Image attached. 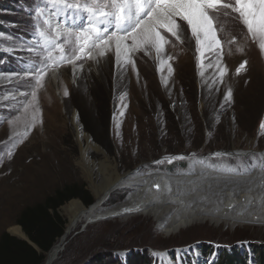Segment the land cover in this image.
Listing matches in <instances>:
<instances>
[{"label":"rangeland","instance_id":"374dc122","mask_svg":"<svg viewBox=\"0 0 264 264\" xmlns=\"http://www.w3.org/2000/svg\"><path fill=\"white\" fill-rule=\"evenodd\" d=\"M38 7L43 0H0V235L22 237L14 233L18 227L23 232L16 224L21 210L67 185L84 184L97 202L92 180L105 182V157L124 176H179L201 157L228 158L222 166L243 170L253 164L264 172V50L238 13L221 9L214 15L220 48L198 50L187 22L177 17L180 38L161 29L160 51L145 46L129 53L128 62L123 54L118 62L114 41L102 56L91 47L83 54L78 48L69 52L65 44L67 60L45 68L52 61L35 35ZM67 20L84 23L80 16ZM52 55L61 53L55 49ZM76 55L80 58L73 59ZM38 68L45 72L42 86L36 81ZM48 87L55 100L48 99ZM229 89L230 100L225 98ZM85 120H92L89 130ZM78 127L100 149L90 148ZM129 193L116 189L101 210L119 205ZM73 202L90 209L79 198L59 208L69 232L53 264H217L220 255L235 253L246 264H260L264 228L190 225L167 236L156 218L145 215L102 219L82 228V214L71 223L80 209L70 206Z\"/></svg>","mask_w":264,"mask_h":264},{"label":"snow or ice","instance_id":"6c2138e0","mask_svg":"<svg viewBox=\"0 0 264 264\" xmlns=\"http://www.w3.org/2000/svg\"><path fill=\"white\" fill-rule=\"evenodd\" d=\"M221 9H231L238 13L240 22L253 38H259V46L264 50V0H234V3L228 0H84L83 3L69 2V0H43V8L38 7L35 10L37 20L35 35L38 43L47 51V59L52 61L51 64H46L45 68L52 67L58 61L67 60L64 55L65 44L70 46L69 52H74L78 48L81 54L86 48H98L100 49L98 55L102 56L105 54L104 50L111 47V42L114 41L118 62L122 54L125 62H128L129 53L142 47L154 46L160 51L165 43L161 29H166L179 40L177 17L187 22L192 36L196 39L198 50L205 46L220 48L221 40L218 37L214 15ZM210 12L213 15H210ZM224 15L227 16L229 13L225 11ZM68 16L73 18L80 16L84 19V23L77 24L74 20L69 23ZM118 32H122L123 35H117ZM61 37L63 43L58 42ZM128 40L132 41L131 45L127 43ZM234 40L233 37L230 42ZM55 49H59L60 57H53L52 52ZM238 50L243 51V47L238 46ZM89 56L95 59L91 53ZM79 58L78 55L73 57V59ZM246 63V61L242 63L237 72L243 69ZM36 71L37 85L42 86L41 81L45 72L39 68ZM64 95H68L66 89ZM32 96L35 98V92ZM231 96L229 89L225 98L230 100ZM260 127L264 129V121L261 122ZM24 135L26 136L27 133ZM260 157L264 162V154H260ZM156 187L159 189L160 186L157 184ZM125 211H133V209H125Z\"/></svg>","mask_w":264,"mask_h":264},{"label":"bare ground","instance_id":"6f19581e","mask_svg":"<svg viewBox=\"0 0 264 264\" xmlns=\"http://www.w3.org/2000/svg\"><path fill=\"white\" fill-rule=\"evenodd\" d=\"M45 91L48 99H54L49 87ZM78 131L82 138L87 140L90 148L100 149L80 127ZM86 153L85 149L84 164L87 163ZM225 161L229 159L201 157L179 176H168L164 173L124 176L109 158L105 157L104 165L108 175L105 182L97 184L92 180V187L99 200L89 206L90 209H84L81 204L73 202L70 206L78 204L80 209L71 217V223H75L81 214L87 225L102 219L145 215L156 218L167 236L180 233L190 225L220 226L227 223L234 225L235 229L244 226L263 229L264 172L253 164H247L243 170L222 166ZM234 173L241 175L237 177ZM111 188L114 189L112 192L121 188L122 193H130L119 205L102 211L101 203L112 193L108 192ZM125 209L133 211L126 212ZM14 233L24 236L19 227L14 228ZM63 244L64 241L52 249L49 260L54 259L53 263L63 251ZM46 264H50L49 261H46Z\"/></svg>","mask_w":264,"mask_h":264},{"label":"trees","instance_id":"16d2710c","mask_svg":"<svg viewBox=\"0 0 264 264\" xmlns=\"http://www.w3.org/2000/svg\"><path fill=\"white\" fill-rule=\"evenodd\" d=\"M85 121L86 130H89L92 120ZM95 139L102 143L100 138L95 136ZM74 198L81 199L88 207L96 203L84 184L75 183L57 189L43 202L23 208L16 218V224L21 226L29 240L4 231L0 235V264H46L48 253L58 245L66 230V221L61 216L59 208ZM259 255L260 264H264L263 246L259 249ZM217 264H246V262L243 257L235 253L220 255Z\"/></svg>","mask_w":264,"mask_h":264},{"label":"water","instance_id":"95a60500","mask_svg":"<svg viewBox=\"0 0 264 264\" xmlns=\"http://www.w3.org/2000/svg\"><path fill=\"white\" fill-rule=\"evenodd\" d=\"M113 188H114V187H113ZM113 188H111L108 192H112V190H114ZM103 201H104V200H103ZM98 219H100V218H98ZM86 225H87V223L83 224V225H82V228L85 227ZM20 238H22V239H24V240H27V241L29 240L25 233H24V236H22V237H20ZM66 238H67V231L65 230V233L63 234V236H62L61 239H60V243H62V242L64 241L63 249H64L65 244H66V241H67ZM53 248H54V247H53ZM51 251H52V250H51ZM51 251L48 253L46 261H49L50 264H53V260H54V259H53V260H49V256H50ZM58 258H59V256L56 257L55 260H57Z\"/></svg>","mask_w":264,"mask_h":264}]
</instances>
